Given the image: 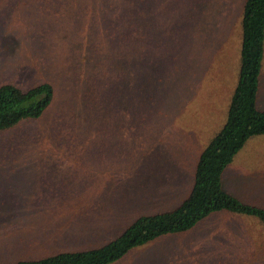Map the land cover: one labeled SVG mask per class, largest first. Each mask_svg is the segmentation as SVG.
<instances>
[{"label":"rangeland","instance_id":"1","mask_svg":"<svg viewBox=\"0 0 264 264\" xmlns=\"http://www.w3.org/2000/svg\"><path fill=\"white\" fill-rule=\"evenodd\" d=\"M246 1L0 0V86L55 87L42 118L0 132V264L100 249L189 197L228 119ZM223 184L264 208V135ZM112 264H264V227L217 212Z\"/></svg>","mask_w":264,"mask_h":264},{"label":"trees","instance_id":"2","mask_svg":"<svg viewBox=\"0 0 264 264\" xmlns=\"http://www.w3.org/2000/svg\"><path fill=\"white\" fill-rule=\"evenodd\" d=\"M239 80L228 119L202 152L192 191L176 209L142 216L119 238L95 250L59 253L16 264H112L132 249L166 235L188 232L214 213L229 212L258 219L264 227V208L248 204L228 192L223 175L247 141L264 135V110L258 105L264 61V0H247L242 22ZM55 87L42 83L28 90L6 83L0 86V132L38 120L53 106Z\"/></svg>","mask_w":264,"mask_h":264},{"label":"crops","instance_id":"3","mask_svg":"<svg viewBox=\"0 0 264 264\" xmlns=\"http://www.w3.org/2000/svg\"><path fill=\"white\" fill-rule=\"evenodd\" d=\"M236 87H237V86H236ZM236 87H235V89H236ZM234 93H235V90H234ZM258 105H259V103H258ZM259 107H260V105H259ZM229 108H230V106H229ZM260 109L264 110V109L261 108V107H260ZM228 112H229V111H228ZM222 128H223V127H222ZM222 128H221V129H222ZM219 132H220V131H219ZM219 132H218V133H219ZM201 154H202V153H201ZM233 162H234V161H233ZM233 162H232V164H233ZM197 165H198V164H197ZM194 179H195V178H194ZM193 185H194V183H193ZM224 187H225V186H224ZM228 192H229V191H228ZM165 212H166V211H165ZM210 217H211V216H210ZM207 219H208V218H207ZM173 235H175V234H173ZM166 236H170V235H166ZM162 237H163V236H162Z\"/></svg>","mask_w":264,"mask_h":264}]
</instances>
